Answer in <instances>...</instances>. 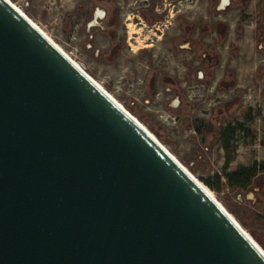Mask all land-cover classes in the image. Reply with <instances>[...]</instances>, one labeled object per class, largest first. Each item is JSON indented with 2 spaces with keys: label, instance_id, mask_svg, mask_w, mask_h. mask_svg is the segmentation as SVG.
I'll use <instances>...</instances> for the list:
<instances>
[{
  "label": "water",
  "instance_id": "95a60500",
  "mask_svg": "<svg viewBox=\"0 0 264 264\" xmlns=\"http://www.w3.org/2000/svg\"><path fill=\"white\" fill-rule=\"evenodd\" d=\"M0 264H264L197 179L0 0Z\"/></svg>",
  "mask_w": 264,
  "mask_h": 264
},
{
  "label": "rangeland",
  "instance_id": "374dc122",
  "mask_svg": "<svg viewBox=\"0 0 264 264\" xmlns=\"http://www.w3.org/2000/svg\"><path fill=\"white\" fill-rule=\"evenodd\" d=\"M11 1L207 184L264 248V183L240 188L226 176L264 160V48L256 43L257 29L264 33V0H252L247 12L231 4L220 14L214 0ZM114 13L122 47L109 59L114 41L106 21ZM216 21L227 23L224 40L214 32ZM186 26L192 48L179 45ZM201 44L215 48L214 66L198 67L194 50ZM163 75L174 84L163 82ZM224 76L235 83L218 85ZM238 122L246 130L237 131L226 148L224 127Z\"/></svg>",
  "mask_w": 264,
  "mask_h": 264
},
{
  "label": "flooded vegetation",
  "instance_id": "af4514ba",
  "mask_svg": "<svg viewBox=\"0 0 264 264\" xmlns=\"http://www.w3.org/2000/svg\"><path fill=\"white\" fill-rule=\"evenodd\" d=\"M95 1L96 2H104V1L106 2V1H110V0H100V1L95 0ZM210 2H211V0H209V3ZM251 2H252V0H214V8L220 14V12L226 10L227 7L230 6L231 4H237L240 9L244 8V11L247 12V7L251 4ZM241 15H243V14H241ZM113 16H115V19H116V13H114L113 15H111L107 19V21H109V19ZM244 18L247 20L250 18V16L245 15ZM107 21H106V27L108 28V32H109V27L107 26ZM152 21H153V19H152ZM114 25H115V23H114ZM113 29L116 33L115 28H113ZM205 29H207V27L203 26L202 30H205ZM213 29H214V32L218 36V41L224 40V38L226 37L227 31H228L227 23L222 22V21H216V22H214ZM189 31H190V27L186 26L183 29L184 34L181 36L182 40H180V42H179V45L180 46L183 45L184 48H190V47L192 48L193 46H195V43H194V45H192L190 43L189 39L186 37V35ZM256 43L260 49L264 48V33L260 29H257V31H256ZM196 46H197V43H196ZM201 46L202 47H200L199 49L196 48V50H194V57H195V60L198 62V67L205 66L206 64H210L211 66H214L216 63H218L219 58H218L217 53L214 50L215 48L211 44H206V45L201 44ZM199 73H200L201 77H204V71L203 70H199ZM163 76H165V75H163ZM163 76H161V80H162ZM166 76H168V78H169V81L166 83H168L169 85H173L175 82V79L170 75H166ZM225 78L226 77L224 76L221 80H219L218 85H220L221 81L224 80ZM226 79H228V78H226ZM230 79H233V78H230ZM232 81L234 84L235 83L234 80H232ZM220 86H223V85H220ZM223 87H225V86H223Z\"/></svg>",
  "mask_w": 264,
  "mask_h": 264
},
{
  "label": "trees",
  "instance_id": "16d2710c",
  "mask_svg": "<svg viewBox=\"0 0 264 264\" xmlns=\"http://www.w3.org/2000/svg\"><path fill=\"white\" fill-rule=\"evenodd\" d=\"M100 1V0H98ZM114 23H115V16L111 17L109 21H107V26L109 27V33L111 35V39L114 41L113 44L111 45L110 48V53H109V59L114 58V56L119 52L121 49L122 45L121 42L116 41V33L114 31ZM151 81L150 84L154 88L155 87V78H156V72H153L151 75ZM233 79H224L221 81L220 85H223L225 87H229L233 84ZM163 82H168L169 78L168 76H163L162 77ZM242 130L245 131L246 127L243 122H238L236 124L233 123H228L224 127V134H225V144L224 146L227 148L230 146V142L234 139L236 136L237 131ZM230 161V157L227 159V164ZM227 178L229 181L237 185L240 188H245L248 187L252 184L253 181L258 182L259 184L264 183V160L262 161H255L252 165L250 166H243L240 167L239 169H236L234 171H230L226 173ZM210 185H212L209 182ZM261 188V185L254 186Z\"/></svg>",
  "mask_w": 264,
  "mask_h": 264
},
{
  "label": "bare ground",
  "instance_id": "6f19581e",
  "mask_svg": "<svg viewBox=\"0 0 264 264\" xmlns=\"http://www.w3.org/2000/svg\"><path fill=\"white\" fill-rule=\"evenodd\" d=\"M11 1V0H10ZM21 12H23L43 33H45L65 54H67V56H69L78 66L81 67V65L75 60L73 59V57H71V55L61 46L59 45L40 25H38L32 18H30L16 3H14L13 1H11ZM134 32H138L139 30H135V27L132 26L131 28ZM139 47V46H137ZM83 69V67H81ZM84 70V69H83ZM86 72V71H85ZM88 74V73H87ZM109 96H111V98H113L117 103H119L123 108H125V110H127L135 119H137V121H139L151 134H153L135 115H133L128 109H126V107L112 94L110 93L98 80H96L94 77H92L91 75H89ZM153 136H155L153 134ZM156 137V136H155ZM157 138V137H156ZM167 150H169L165 145H163ZM170 152V151H169ZM175 158H177L173 153H171ZM178 160V159H177ZM187 168V167H185ZM189 170V169H187ZM196 179L197 181L201 184V186H203V188L211 195L213 196V198H215L225 209L226 207L223 205V203L221 201H219V199L215 196L213 190L207 185L205 184L203 181H201L197 176H195L191 171H189ZM227 210V209H226ZM228 211V210H227ZM229 212V211H228ZM230 213V212H229ZM231 214V213H230ZM231 216H233L231 214ZM233 218L237 221V219L233 216ZM238 222V221H237ZM239 223V222H238ZM240 224V223H239ZM241 225V224H240ZM242 227V225H241ZM243 228V227H242ZM244 229V228H243ZM245 230V229H244ZM247 234L253 239V241L257 244V246H259V248L262 250V252L264 253V248L252 237V235L247 231Z\"/></svg>",
  "mask_w": 264,
  "mask_h": 264
}]
</instances>
